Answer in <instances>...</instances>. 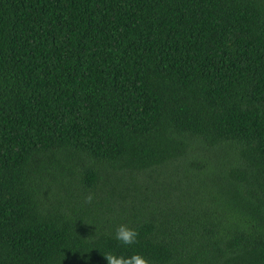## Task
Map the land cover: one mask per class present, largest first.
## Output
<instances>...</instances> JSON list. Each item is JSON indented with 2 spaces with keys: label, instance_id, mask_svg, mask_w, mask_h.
I'll use <instances>...</instances> for the list:
<instances>
[{
  "label": "trees",
  "instance_id": "trees-1",
  "mask_svg": "<svg viewBox=\"0 0 264 264\" xmlns=\"http://www.w3.org/2000/svg\"><path fill=\"white\" fill-rule=\"evenodd\" d=\"M106 253L264 264V0H0V264Z\"/></svg>",
  "mask_w": 264,
  "mask_h": 264
},
{
  "label": "clouds",
  "instance_id": "clouds-1",
  "mask_svg": "<svg viewBox=\"0 0 264 264\" xmlns=\"http://www.w3.org/2000/svg\"><path fill=\"white\" fill-rule=\"evenodd\" d=\"M92 199L93 197L89 195L86 197V202L91 203ZM138 235L139 233L137 230L129 228L125 224H121L116 229L115 239L123 246H131L137 242ZM104 258L107 260V264H149L147 258L139 253H135L131 257L106 253Z\"/></svg>",
  "mask_w": 264,
  "mask_h": 264
}]
</instances>
